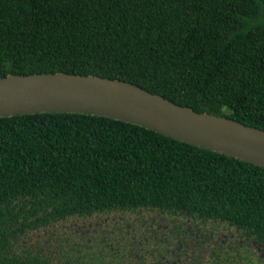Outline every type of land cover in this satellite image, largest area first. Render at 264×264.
<instances>
[{
	"label": "trees",
	"instance_id": "1",
	"mask_svg": "<svg viewBox=\"0 0 264 264\" xmlns=\"http://www.w3.org/2000/svg\"><path fill=\"white\" fill-rule=\"evenodd\" d=\"M59 71L264 129V0H0V76ZM136 207L264 241V167L106 115L0 117V264H64L50 225Z\"/></svg>",
	"mask_w": 264,
	"mask_h": 264
},
{
	"label": "water",
	"instance_id": "2",
	"mask_svg": "<svg viewBox=\"0 0 264 264\" xmlns=\"http://www.w3.org/2000/svg\"><path fill=\"white\" fill-rule=\"evenodd\" d=\"M42 111L86 112L128 120L264 167V129L197 111L138 84L62 71L0 76V117Z\"/></svg>",
	"mask_w": 264,
	"mask_h": 264
},
{
	"label": "flooded vegetation",
	"instance_id": "3",
	"mask_svg": "<svg viewBox=\"0 0 264 264\" xmlns=\"http://www.w3.org/2000/svg\"><path fill=\"white\" fill-rule=\"evenodd\" d=\"M43 234L64 264H264V241L216 219L158 207L73 215Z\"/></svg>",
	"mask_w": 264,
	"mask_h": 264
},
{
	"label": "rangeland",
	"instance_id": "4",
	"mask_svg": "<svg viewBox=\"0 0 264 264\" xmlns=\"http://www.w3.org/2000/svg\"><path fill=\"white\" fill-rule=\"evenodd\" d=\"M43 239H48V234L43 235Z\"/></svg>",
	"mask_w": 264,
	"mask_h": 264
}]
</instances>
